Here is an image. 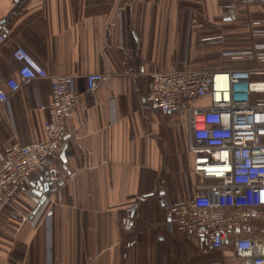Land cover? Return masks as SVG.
Returning a JSON list of instances; mask_svg holds the SVG:
<instances>
[{
  "label": "crops",
  "instance_id": "0c3cea01",
  "mask_svg": "<svg viewBox=\"0 0 264 264\" xmlns=\"http://www.w3.org/2000/svg\"><path fill=\"white\" fill-rule=\"evenodd\" d=\"M0 155L45 139L47 79L22 84L17 48L52 75H75L76 113L51 162L63 183L43 205L36 177L0 216V264H231L188 232L169 231L161 199L199 181L186 115L153 111L150 73L264 69V8L231 0H0ZM221 35L219 41L205 40ZM104 80L86 94V75ZM52 216L47 217V212ZM215 253H221L216 254Z\"/></svg>",
  "mask_w": 264,
  "mask_h": 264
},
{
  "label": "built area",
  "instance_id": "2783aa9c",
  "mask_svg": "<svg viewBox=\"0 0 264 264\" xmlns=\"http://www.w3.org/2000/svg\"><path fill=\"white\" fill-rule=\"evenodd\" d=\"M231 2L264 8V0ZM6 41L0 35V48ZM13 59L20 76L19 81L7 80L13 93L22 84L47 79L52 97L43 123L45 139L12 143L0 155V216L36 177L42 181L43 205L63 183L53 176L51 162L67 136L65 122L76 113L79 97L75 75L50 74L23 48L13 52ZM104 78L100 73L86 75L85 93H93ZM150 78L149 107L163 115L188 117L186 151L191 172L199 179L187 200L161 199L169 231L193 234L231 264H264V69L207 71L183 63L178 70L154 71ZM8 100L0 90V108Z\"/></svg>",
  "mask_w": 264,
  "mask_h": 264
},
{
  "label": "rangeland",
  "instance_id": "374dc122",
  "mask_svg": "<svg viewBox=\"0 0 264 264\" xmlns=\"http://www.w3.org/2000/svg\"><path fill=\"white\" fill-rule=\"evenodd\" d=\"M255 59L258 60V64H260L261 60L264 59V55H259V56H258V54H256V58H251L250 61H251L252 63H255ZM259 61H260V62H259ZM216 254H219V255H220L221 253H215V256H216Z\"/></svg>",
  "mask_w": 264,
  "mask_h": 264
},
{
  "label": "water",
  "instance_id": "95a60500",
  "mask_svg": "<svg viewBox=\"0 0 264 264\" xmlns=\"http://www.w3.org/2000/svg\"><path fill=\"white\" fill-rule=\"evenodd\" d=\"M42 182V181H41ZM43 190L47 191L48 190V187L47 185H43ZM37 195L42 197V202L45 201L44 197H43V193H42V188L40 189V191L37 192Z\"/></svg>",
  "mask_w": 264,
  "mask_h": 264
}]
</instances>
